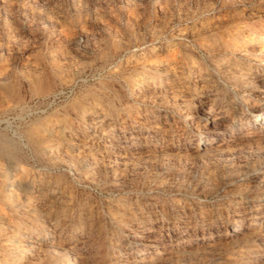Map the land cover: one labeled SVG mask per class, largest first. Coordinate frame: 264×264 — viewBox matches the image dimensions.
Wrapping results in <instances>:
<instances>
[{
    "label": "rangeland",
    "instance_id": "1",
    "mask_svg": "<svg viewBox=\"0 0 264 264\" xmlns=\"http://www.w3.org/2000/svg\"><path fill=\"white\" fill-rule=\"evenodd\" d=\"M0 264H264V0H0Z\"/></svg>",
    "mask_w": 264,
    "mask_h": 264
},
{
    "label": "bare ground",
    "instance_id": "2",
    "mask_svg": "<svg viewBox=\"0 0 264 264\" xmlns=\"http://www.w3.org/2000/svg\"><path fill=\"white\" fill-rule=\"evenodd\" d=\"M244 47V46H243ZM161 64V63H160ZM163 64V63H162ZM156 66V65H155ZM160 66V65H159ZM169 68V67H168Z\"/></svg>",
    "mask_w": 264,
    "mask_h": 264
}]
</instances>
